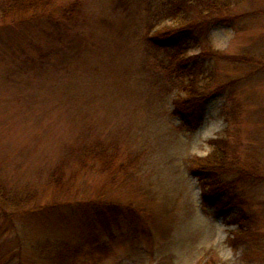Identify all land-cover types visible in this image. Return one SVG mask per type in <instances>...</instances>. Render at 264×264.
Here are the masks:
<instances>
[{"label":"rangeland","instance_id":"1","mask_svg":"<svg viewBox=\"0 0 264 264\" xmlns=\"http://www.w3.org/2000/svg\"><path fill=\"white\" fill-rule=\"evenodd\" d=\"M180 3L0 14V182L27 201L0 207V264H44L48 246L90 234L107 246L74 264H264V0H188L184 17ZM165 27L186 55L204 52L196 128L172 112L170 51L148 40ZM218 136L243 167L224 210L240 223L203 205L190 170ZM108 204L118 222L103 227L93 208Z\"/></svg>","mask_w":264,"mask_h":264},{"label":"trees","instance_id":"2","mask_svg":"<svg viewBox=\"0 0 264 264\" xmlns=\"http://www.w3.org/2000/svg\"><path fill=\"white\" fill-rule=\"evenodd\" d=\"M43 1L6 0L1 7L0 14L5 16L11 11H27L37 7V4ZM186 4L188 5V0H181V17H184L183 7ZM175 14L172 12L170 16ZM174 30L172 27L156 30L148 40L150 44L170 51L171 63H176L178 66L177 69H171L170 71L175 73L178 79H180L179 86L181 88V93H178L172 99V112L189 128H196L203 120V106L207 95L205 85L197 80L198 76L195 72L193 59L204 52L186 55L184 51L187 48L183 46L184 43L180 41L178 43L173 42L170 38V35L175 32ZM209 143L212 146L210 152L206 156L194 158L190 164L191 173L197 179L200 187L202 203L205 206H214L217 213L225 218L228 224L233 222L240 223L241 219H231L233 215L224 210L234 203L233 201H229V193L233 186L241 180L240 176L243 174V167L238 165L236 161L233 162V159L229 157L226 151L227 143L225 137L218 136L212 138ZM231 173L234 174L230 176ZM26 202L24 195H12L8 193L6 187L0 182V207L15 206L19 208L20 204ZM102 209L104 208H93V218L98 223L103 227H109L111 223L118 222V210L114 205L108 204L104 210ZM52 246H48L43 250V252L47 250L48 253V255H45L48 260L44 264H74L77 256L87 254L88 252L91 253L95 249L103 250L107 246V243L99 238L97 234H90L89 238L77 242L75 245L63 242ZM85 246H88L90 249L82 251Z\"/></svg>","mask_w":264,"mask_h":264}]
</instances>
